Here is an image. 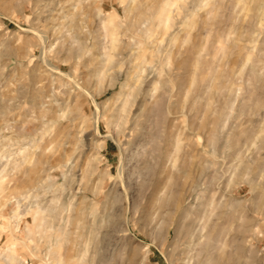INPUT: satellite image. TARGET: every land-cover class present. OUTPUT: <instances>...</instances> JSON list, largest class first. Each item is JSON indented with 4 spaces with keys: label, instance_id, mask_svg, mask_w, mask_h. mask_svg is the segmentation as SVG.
I'll list each match as a JSON object with an SVG mask.
<instances>
[{
    "label": "rangeland",
    "instance_id": "rangeland-1",
    "mask_svg": "<svg viewBox=\"0 0 264 264\" xmlns=\"http://www.w3.org/2000/svg\"><path fill=\"white\" fill-rule=\"evenodd\" d=\"M168 1L0 0V264H264V0Z\"/></svg>",
    "mask_w": 264,
    "mask_h": 264
},
{
    "label": "bare ground",
    "instance_id": "bare-ground-1",
    "mask_svg": "<svg viewBox=\"0 0 264 264\" xmlns=\"http://www.w3.org/2000/svg\"><path fill=\"white\" fill-rule=\"evenodd\" d=\"M127 2V0H121V3L122 2ZM128 1H130L131 3V8H130V10H129V8H128V11L130 12V14L132 15V18L135 20V22L137 21L139 24H144V23H147V26H146V28L144 29V32L142 33V35L141 36H145V39L146 38H150L151 37V39L153 38V32L155 31V29L157 28V27H159V26H162V28H164V34H166L167 32H168V30H169V25H170V23H168V21H169V19L170 20H172V18H170L171 16H169V17H167L168 15H169V13H168V15L166 16V13L168 12L167 10H166V7H169L170 5H171V2H169L168 0V2L166 1V0H128ZM177 1V0H176ZM174 2H175V0H174ZM178 2V1H177ZM126 4V3H125ZM173 4V3H172ZM263 4V3H262ZM262 4H261V6H262ZM260 5V4H259ZM212 7V6H211ZM210 7V8H211ZM218 7V6H217ZM260 7V6H259ZM216 9V8H215ZM98 10V13L99 14H103V10L101 9V8H99V9H97ZM181 11V10H180ZM214 11V10H213ZM106 15V14H105ZM109 17V16H108ZM108 17H106V18H104V20H103V18H102V20L103 21H111ZM131 19V18H130ZM101 20V21H102ZM132 20V19H131ZM173 21V20H172ZM172 21H170L171 23H172ZM131 22V21H130ZM174 22V21H173ZM135 24V23H134ZM133 24V25H134ZM169 24V25H168ZM105 25V24H104ZM171 25H173V23L171 24ZM172 28V27H171ZM118 29V28H117ZM155 34H156V32H155ZM157 34H158V32H157ZM111 36H112V34H111ZM164 37V36H163ZM174 37V36H173ZM172 37V38H173ZM171 38V39H172ZM174 39V38H173ZM172 39V40H173ZM143 44V43H142ZM112 49L114 50L115 49V46H114V44H112ZM138 59V58H137ZM100 71V70H99ZM119 72V71H118ZM132 74V73H131ZM104 77V73H103V75H102V78ZM101 78V79H102ZM156 82V81H155ZM157 82H159V81H157ZM156 82V83H157ZM152 84V83H151ZM155 84V83H154ZM153 84V85H154ZM160 85V84H159ZM155 86V85H154ZM154 86H152V88L154 87ZM155 88V87H154ZM150 89V88H149ZM152 90V89H151ZM141 92V91H140ZM147 92V91H146ZM150 93H151V91H150ZM139 94V93H138ZM88 95H89V97L93 100V96L90 94V93H88ZM147 96H149V95H147ZM151 96H152V94H151ZM151 96H149V99H151ZM142 97V96H141ZM159 96H157V98H158ZM156 98V97H155ZM141 99V98H140ZM148 99V101H150ZM136 100V99H135ZM157 100V99H156ZM94 101V100H93ZM124 101V100H123ZM155 100H153V102H154ZM135 102V101H134ZM132 103V102H131ZM130 103V104H131ZM123 104V103H122ZM129 105V104H128ZM127 105V106H128ZM127 106H126V104L124 103L123 105H121V109H120V113H122V112H128L129 110H128V108H127ZM130 106H132V104L130 105ZM140 109H142V108H140ZM130 115V114H129ZM126 116H127V114H126ZM126 116L124 117V118H126ZM129 119V118H128ZM136 120V119H135ZM135 120H133V121H135ZM124 121H125V119H124ZM135 127V126H134ZM125 128V127H124ZM136 130H137V128H135ZM130 131H132V128L130 129ZM33 132V129H31V128H29L28 129V133L30 134V133H32ZM133 132V131H132ZM100 147H102V145L100 146ZM1 180V179H0ZM2 180L0 181V189H1V186H2ZM161 184L162 183H158V182H156L155 184H153V187H152V192H151V196H155L157 193H159V192H161L162 191V189H163V186H161ZM180 204V203H179ZM182 205V204H181ZM147 207V206H146ZM181 207L180 206H177L176 207V212L178 211V209H180ZM179 212V211H178ZM57 236H56V240H57V242H58V245L56 244V246H54V247H52L51 249H50V251L49 252H51V253H54V252H58V255L60 256L61 254H60V250L63 248V245L64 244H69L70 245V247H68V248H66V249H64L65 251H64V253H65V256L63 257V259H60V260H58V262H57V264H80L78 261H80V253H79V251H76L75 252V250H76V247H77V245H80L81 243H83L82 241H79V237H76V238H74L73 240L71 239H68V237L67 236H65L66 234H64V232H63V230L62 229H58L57 230V234H56ZM69 236V235H68ZM62 242H64V244H62ZM189 242H190V240H189ZM191 244V243H190ZM210 245V244H209ZM199 246H201V245H199ZM82 247V246H81ZM199 248V247H198ZM201 249V248H200ZM207 249V248H206ZM200 251V250H199ZM192 252V251H191ZM202 252H204L203 250H202ZM63 253V254H64ZM188 253H189V251H188ZM187 253V254H188ZM199 253V252H198ZM198 253H196V255H198ZM208 253H210V252H208ZM84 254V253H83ZM82 254V255H83ZM204 254H206V253H204ZM203 254V255H204ZM196 255H194V256H196ZM201 256V255H200ZM205 256V255H204ZM208 258L210 257V255H206ZM82 257V256H81ZM187 257V256H186ZM197 257V256H196ZM207 257H206V261H208V259H207ZM60 258H61V256H60ZM202 258H203V256H202ZM205 258V257H204ZM82 259V258H81ZM193 259H194V257H193ZM210 259V258H209ZM83 261V262H82ZM82 263L81 264H87L88 263V261H84V259H82ZM198 261V260H197ZM199 261H200V259H199ZM202 261V260H201ZM200 261V262H201ZM204 261V260H203ZM205 261V262H206ZM200 262H199V264H200ZM202 263V262H201ZM210 263V262H209ZM202 264H204V263H202ZM207 264V263H206Z\"/></svg>",
    "mask_w": 264,
    "mask_h": 264
}]
</instances>
